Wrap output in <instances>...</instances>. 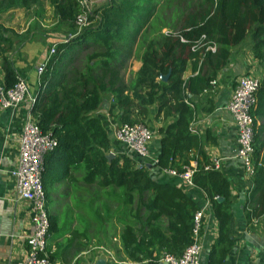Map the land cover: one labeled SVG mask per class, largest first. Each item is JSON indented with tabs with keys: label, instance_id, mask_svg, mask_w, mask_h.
I'll return each mask as SVG.
<instances>
[{
	"label": "trees",
	"instance_id": "obj_1",
	"mask_svg": "<svg viewBox=\"0 0 264 264\" xmlns=\"http://www.w3.org/2000/svg\"><path fill=\"white\" fill-rule=\"evenodd\" d=\"M45 2L71 33L54 43L44 61L30 110L41 132L55 141L41 173L49 262L77 264L94 246L120 264H160L166 256L180 257L193 242L201 210L186 192L153 180L130 155L107 158L112 143L93 115L107 93L121 124H145L151 105L156 119L170 120L158 130L156 166L177 175L192 171V185L204 193L217 220L206 264H225L233 246L231 187L213 167L193 124L199 108L214 110L205 93L233 46L248 41L264 70V0H107L91 12L80 0H0V15ZM81 15L85 22L79 27ZM12 35L14 29L0 21L4 89L18 79L9 54ZM133 59L140 66L126 81ZM188 67L192 75L184 78ZM250 114L253 173L243 206L249 230L264 218V71Z\"/></svg>",
	"mask_w": 264,
	"mask_h": 264
},
{
	"label": "crops",
	"instance_id": "obj_2",
	"mask_svg": "<svg viewBox=\"0 0 264 264\" xmlns=\"http://www.w3.org/2000/svg\"><path fill=\"white\" fill-rule=\"evenodd\" d=\"M21 11H27V9L17 8L4 12L0 15V21L6 27L14 26L13 23L7 22L6 17L10 13L14 16L19 15ZM36 21L41 28L47 29L46 33H34L29 28L26 29L27 27L21 31L14 30L15 35H22V39L12 35L11 38L15 41L14 48L9 52L15 72L18 78L26 81L29 92L18 108L10 110L0 107V264H20L24 260L25 240L32 231L29 207L27 203L17 197L13 172L18 159L19 138L29 116L32 117L30 110L38 93L37 68L51 54L50 51L54 49V43L57 40L71 37L70 31L58 24L54 13L53 18L47 15L44 17L36 16ZM50 46L51 48H49ZM139 66L138 61L131 62L125 73L126 81L134 76ZM263 71L260 64L252 57L246 43L233 46L226 66L219 72L212 87L205 93L212 99L214 110L207 114L199 108L197 119L193 124V127L201 134L203 149L211 163L218 162L219 167L217 169L228 179L231 187L233 199L231 201L229 235L233 239V246L225 264H264V218L256 222L252 229H247L243 206L245 195L252 185V179L245 172L240 159L237 158L236 127L233 115L227 108L238 78L245 74L261 78ZM191 75L192 71L188 67L184 73V78ZM2 84L3 73L0 69V86ZM112 102V97L109 94L102 93L101 104L93 112V115L101 121L107 132L112 143L111 152L115 151L116 153L121 152L124 146L114 136L115 129L121 123L119 112L112 108ZM155 113L156 106H149L148 115L145 124H143L149 128L152 135L148 144L147 156L138 158L130 153L128 155L139 165H149V175L153 180L176 185L200 207L203 224L199 234V242L202 248L201 261L206 264L210 247L217 237V220L202 191L194 185L186 183L182 176L169 170L159 169L156 166L160 152L158 130L170 120L156 119ZM191 163L193 166L196 164L195 161ZM48 247L47 239V250ZM81 255L77 264H95L97 261H103L105 264H110L111 261L118 263L112 258L109 251L104 252L100 247L90 246Z\"/></svg>",
	"mask_w": 264,
	"mask_h": 264
},
{
	"label": "built area",
	"instance_id": "obj_3",
	"mask_svg": "<svg viewBox=\"0 0 264 264\" xmlns=\"http://www.w3.org/2000/svg\"><path fill=\"white\" fill-rule=\"evenodd\" d=\"M85 22V16L78 17L79 27ZM51 49L50 53H53ZM44 62L37 68L39 75L43 70ZM260 78L242 75L238 78L233 88L230 101L227 105L232 113L237 133V158L243 164L248 176L253 173V145H252V117L251 108L255 103V92ZM214 81L212 82V84ZM29 92L25 80L18 78L13 87L4 89L0 86V107L14 110L24 101ZM115 139L124 146L121 151L138 158H145L148 154V144L152 137L146 125L121 124L115 129ZM55 141L48 133L41 132L36 120L29 116L22 135L19 138V153L17 164L13 172L16 182L17 197L28 204L31 220V234L26 238V252L20 264H51L47 255V233L49 218L45 207V193L42 186L41 173L43 170L44 154L50 151ZM110 154H115L110 152ZM214 168H218L215 161ZM209 168V166L207 167ZM206 168V169H207ZM174 173V172H172ZM191 170L183 173L182 178L186 183L191 182ZM201 211L196 214V227L193 242L185 249L180 257L166 256L162 262L167 264H204L201 261V244L199 234L201 230ZM203 224V223H202ZM120 264V263H118Z\"/></svg>",
	"mask_w": 264,
	"mask_h": 264
},
{
	"label": "rangeland",
	"instance_id": "obj_4",
	"mask_svg": "<svg viewBox=\"0 0 264 264\" xmlns=\"http://www.w3.org/2000/svg\"><path fill=\"white\" fill-rule=\"evenodd\" d=\"M107 0H80L81 5L84 7V9L88 11H92L95 7L102 5ZM45 15L51 16L53 18V8L48 5L47 3H37L34 7L31 9H27V11H21L19 12V15H15L10 13L7 15L6 20L9 23H13L14 26H8L16 31H21L22 29H30L31 31H34V33H46L47 29L41 28L39 23L36 21V16L44 17ZM20 22V23H17ZM17 23V24H15ZM7 34H14V33H7ZM65 36V35H64ZM245 43L248 46V41H245ZM133 61L137 62L136 59H133Z\"/></svg>",
	"mask_w": 264,
	"mask_h": 264
},
{
	"label": "water",
	"instance_id": "obj_5",
	"mask_svg": "<svg viewBox=\"0 0 264 264\" xmlns=\"http://www.w3.org/2000/svg\"><path fill=\"white\" fill-rule=\"evenodd\" d=\"M161 79H163V80H166L167 79V77L166 76H162L161 77ZM113 154H108L107 155V158L110 160V159H112L113 158ZM147 168L149 167V165L148 166H146ZM95 264H105L103 261H97ZM160 264H167L166 262H161Z\"/></svg>",
	"mask_w": 264,
	"mask_h": 264
}]
</instances>
